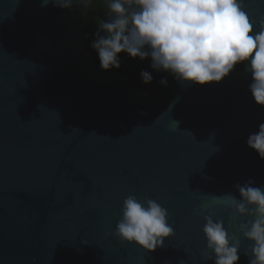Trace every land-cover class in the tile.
<instances>
[{"label": "water", "instance_id": "95a60500", "mask_svg": "<svg viewBox=\"0 0 264 264\" xmlns=\"http://www.w3.org/2000/svg\"><path fill=\"white\" fill-rule=\"evenodd\" d=\"M91 2L0 0V264H213L201 257L202 206L264 186V160L247 145L264 123L251 72L199 86L124 55L123 70L149 71L168 97L146 100L91 59ZM245 5L259 26L264 0ZM129 194L171 216L175 235L154 252L113 235ZM217 212L240 235L247 218ZM240 238L238 264H249Z\"/></svg>", "mask_w": 264, "mask_h": 264}, {"label": "clouds", "instance_id": "9594fccd", "mask_svg": "<svg viewBox=\"0 0 264 264\" xmlns=\"http://www.w3.org/2000/svg\"><path fill=\"white\" fill-rule=\"evenodd\" d=\"M45 5L48 0H44ZM54 7L68 9L73 0H51ZM106 14L90 47L97 53L101 70L121 67L120 55L145 61L156 72H166L186 84L205 86L219 83L237 65L251 72L249 91L258 106L264 107V19L259 26L246 10L245 0H101ZM103 32L104 35H100ZM144 85L153 76L140 73ZM161 85L167 87V79ZM247 145L264 160V123L249 136ZM235 195L214 197L203 205L204 261L213 264H238L243 240L249 242V264H264V186L249 181L237 185ZM247 218L237 233H230L217 210ZM115 235L120 241L135 244L149 252L172 238L168 210L147 196L129 194L122 205Z\"/></svg>", "mask_w": 264, "mask_h": 264}, {"label": "trees", "instance_id": "16d2710c", "mask_svg": "<svg viewBox=\"0 0 264 264\" xmlns=\"http://www.w3.org/2000/svg\"><path fill=\"white\" fill-rule=\"evenodd\" d=\"M106 11H107L106 5H103L101 3V0H92L88 11V23L83 30L84 42L87 46V50L90 54L91 59L96 61L97 67L100 70L101 68L97 57V53L92 51L90 45L95 39L98 24L102 20V16ZM124 55L126 54L120 55V60L123 58ZM234 70L238 72H242L244 70V65H237V67ZM103 72L105 74L115 75L118 77L127 75L128 83L130 87L133 89V91H135L138 95H140L142 98L146 100L156 101L159 103H166L168 101V97L165 91L161 87L155 86L153 84L144 85L142 80L134 75L133 69L131 68L123 70L120 67L119 70L112 69L111 71H107V72L103 71Z\"/></svg>", "mask_w": 264, "mask_h": 264}]
</instances>
